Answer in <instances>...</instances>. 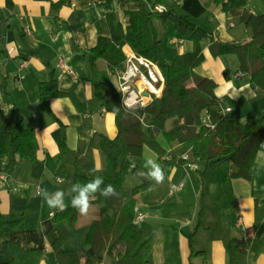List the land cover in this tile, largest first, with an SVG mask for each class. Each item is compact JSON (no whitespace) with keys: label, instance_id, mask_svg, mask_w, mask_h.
Instances as JSON below:
<instances>
[{"label":"crops","instance_id":"1","mask_svg":"<svg viewBox=\"0 0 264 264\" xmlns=\"http://www.w3.org/2000/svg\"><path fill=\"white\" fill-rule=\"evenodd\" d=\"M249 1L245 10L224 13L213 0H147L151 5L176 3L199 28L223 44L250 41L251 32L244 28L240 17L244 11L259 14ZM138 8L133 0H0L4 17L0 87L3 82L20 112L17 120L33 129L37 144L34 162L0 156V177L4 178L0 183V217L6 226L17 222L8 236V252L14 264H56L51 248L56 238L62 240L64 250L80 253L89 226L99 218V208L93 204L91 214L78 213L74 225H53L59 210L49 208L40 193H68L76 173L106 172L100 142L104 137H115L116 117L96 99L95 84H106L116 92L117 79L104 60L93 59L90 50L99 37H111L118 27L125 33L130 23L128 14ZM152 25L161 42L159 61L168 64L176 56L191 52L192 43L178 36L171 24L153 17ZM208 45L207 40L202 43L204 61L195 73L216 83L214 93L224 118L248 127L264 116V93L254 89L249 77L238 71L235 56L214 58ZM122 52L124 56L132 53L128 46ZM52 78L59 95L50 99L48 112L40 108L39 88ZM0 110L5 114L11 110L1 88ZM170 120L171 128L163 131L178 124L177 119ZM60 130L65 137V151L53 137ZM161 142L168 158L179 155L177 143L167 146ZM146 155L143 147V166ZM194 162L197 170L173 169L160 185L147 178L142 184L148 189L136 196V208L145 217L137 226L151 248L148 264H228L225 248L232 238L264 241V216L253 231L255 205L264 206V138L248 180L234 177L237 168L230 163L218 164L205 173L202 209L198 181L204 163ZM136 170L129 169L124 191L139 186L125 187L131 175L137 179ZM179 184L183 186L175 200L162 196L164 190L168 194ZM70 196L66 195L65 203ZM91 260L93 264H112L107 251ZM247 264H264V250L255 261L248 256Z\"/></svg>","mask_w":264,"mask_h":264},{"label":"trees","instance_id":"2","mask_svg":"<svg viewBox=\"0 0 264 264\" xmlns=\"http://www.w3.org/2000/svg\"><path fill=\"white\" fill-rule=\"evenodd\" d=\"M128 2L129 0H120ZM139 4L136 12L128 14L130 23L123 33L120 27L111 37H99L97 44L90 50L94 60H104L110 70L123 68L125 57L122 52L128 46L137 55L152 60L160 69L164 78V87L159 97L138 114H143L153 126L146 129L131 112L121 106L119 93L103 83L95 84V96L108 112L116 117V135L109 139L104 137L100 150L104 155L107 169L105 173L92 175L76 173L72 183H86L101 176L104 185H113L117 196L105 199L98 197L93 204L99 208V218L93 221L86 233L80 253L66 251L63 242L56 238L51 248L56 264H93L91 258L107 251L112 264H148L151 248L138 226L134 223L136 196L148 189L141 184L129 192L124 191L123 184L131 167L142 168L143 147H148L163 167L165 177L175 168L183 167L180 158L190 153L192 159L204 163L199 172V204L203 208V176L218 164L230 163L236 166V178L248 180L252 174L254 160L264 138V116L248 127H242L236 120H226L218 108V99L214 93L216 83L209 78L199 76L195 69L204 57L202 43L208 41V49L214 57L235 56L238 71L249 77L250 85L264 93V15H252L244 11L240 22L251 32L250 41L243 44H223L214 40L199 28L193 18L183 12L176 3L164 6L161 13L151 12L146 1L133 0ZM224 13L236 9L245 10L248 0H213ZM157 4H161L158 1ZM157 17L163 24H171L174 32L192 43L191 52L176 56L170 63L159 61L160 40L152 25V18ZM4 17L0 12V44L4 42ZM2 93L11 105L9 114L0 110V156L10 160L36 161L37 144L33 129L27 128L17 120L20 112L16 108L10 93L1 84ZM59 95L55 79L43 83L39 88L40 108L49 112L48 103ZM177 119L178 124L169 131H161L170 119ZM207 118L213 127H206L202 119ZM158 125V126H155ZM161 135L167 146L179 145L177 157H167L166 150L160 146L157 136ZM60 150L65 151L63 131L53 133ZM168 158V159H166ZM102 186V187H103ZM66 211L57 212L53 225L65 222L72 226L77 220L78 212L71 207V196L66 203ZM253 231L257 229L264 216V206L255 205ZM17 225L16 221L7 226L0 217V237L2 249L0 264H14L8 252L9 230ZM192 236L189 237L191 249ZM228 264H247L248 256L255 261L263 253L264 241L251 237H234L226 245ZM193 256V254L191 255Z\"/></svg>","mask_w":264,"mask_h":264},{"label":"built area","instance_id":"3","mask_svg":"<svg viewBox=\"0 0 264 264\" xmlns=\"http://www.w3.org/2000/svg\"><path fill=\"white\" fill-rule=\"evenodd\" d=\"M146 1V0H141ZM151 12L161 13L164 7L161 5H148ZM122 69L114 70L117 79L116 92L120 95L121 106L124 110L131 112L141 123L148 129L149 125L147 118L143 114H138L139 111L146 108L155 97H159L164 87V78L158 66L150 59L137 56L133 52L126 54ZM226 111H229L227 109ZM202 123L206 127L213 128L207 118L202 119ZM185 162L183 167L188 170H197L195 162L190 161L188 153L180 156ZM4 178L0 177V183ZM182 184L177 187H172L169 191L170 195L180 192ZM134 223L137 225L145 218L137 208L134 210Z\"/></svg>","mask_w":264,"mask_h":264},{"label":"clouds","instance_id":"4","mask_svg":"<svg viewBox=\"0 0 264 264\" xmlns=\"http://www.w3.org/2000/svg\"><path fill=\"white\" fill-rule=\"evenodd\" d=\"M144 167L147 171L141 172L140 174L142 176H146L151 181H154L155 185H160L164 182L165 172L159 163L148 160ZM103 185L104 179L101 176H95V178L86 183L81 184L77 182L72 184L68 193H65L63 190H58L52 195H49L47 191H42L40 194L49 208L58 209L61 212L66 211L68 208V205L65 203L66 195H71V207L81 216H87L91 214L92 202L98 197L108 199L118 195L113 185ZM40 230L43 231L42 223Z\"/></svg>","mask_w":264,"mask_h":264},{"label":"rangeland","instance_id":"5","mask_svg":"<svg viewBox=\"0 0 264 264\" xmlns=\"http://www.w3.org/2000/svg\"><path fill=\"white\" fill-rule=\"evenodd\" d=\"M262 4L264 5V0H250L249 1V6L251 7V8H253V10H255V12L257 13V14H259V15H262V14H264V9H261V6H262ZM164 7V6H163ZM153 19V18H152ZM154 19L155 20H159L157 17H154ZM160 21V20H159ZM161 22V21H160ZM149 125L152 127L153 126V124H152V122H150L149 123ZM171 125H172V121L171 120H169V121H167L165 124H164V126H163V128L162 129H160L161 131L162 130H167V129H169V128H171ZM155 126H158V125H156L155 124ZM161 140H163L162 138H161V135H158L157 136V141L160 143V144H162V142H161ZM164 141V140H163ZM146 147V146H145ZM146 153H147V155L145 156V160H146V162L148 161V160H153V161H156L157 163H159L158 162V160H157V157H156V154L152 151V150H150L148 147H146ZM188 155H189V157H190V161H192V162H194V160L192 159V157H191V155H190V153H188ZM166 159H168V158H166ZM141 164H142V166H143V163H142V158H141ZM160 164V163H159ZM135 169H137L136 170V173H137V175H138V177H137V179L136 180H134L133 178H134V176L133 175H131L128 179H127V181H126V183H125V187H130V186H133V184H136V185H141L143 182H145V180L147 179V177L146 176H142L140 173L141 172H146L147 170L146 169H144V166L142 167V168H136V167H134ZM175 169H177V168H175ZM191 171H194V170H191ZM127 178V177H126ZM126 180V179H125ZM181 180V179H180ZM180 185V184H179ZM178 185V186H179ZM183 186V185H182ZM175 187H177V186H175ZM182 189V188H181ZM170 191V190H169ZM179 193V192H178ZM178 193H175V194H173V195H170L169 193L167 194L166 193V191L164 190L163 192H162V196L164 197V198H166V199H173V200H175L176 198H177V196H178ZM136 208V207H135ZM135 210V209H134Z\"/></svg>","mask_w":264,"mask_h":264}]
</instances>
